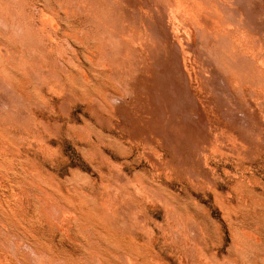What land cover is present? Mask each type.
<instances>
[{
	"label": "rangeland",
	"instance_id": "rangeland-1",
	"mask_svg": "<svg viewBox=\"0 0 264 264\" xmlns=\"http://www.w3.org/2000/svg\"><path fill=\"white\" fill-rule=\"evenodd\" d=\"M0 264H264V0H0Z\"/></svg>",
	"mask_w": 264,
	"mask_h": 264
},
{
	"label": "bare ground",
	"instance_id": "bare-ground-1",
	"mask_svg": "<svg viewBox=\"0 0 264 264\" xmlns=\"http://www.w3.org/2000/svg\"><path fill=\"white\" fill-rule=\"evenodd\" d=\"M76 5V4H75ZM185 88V87H184ZM180 101V100H179Z\"/></svg>",
	"mask_w": 264,
	"mask_h": 264
}]
</instances>
